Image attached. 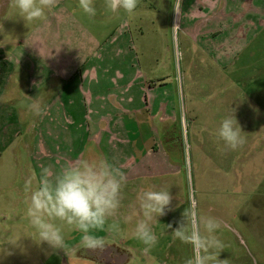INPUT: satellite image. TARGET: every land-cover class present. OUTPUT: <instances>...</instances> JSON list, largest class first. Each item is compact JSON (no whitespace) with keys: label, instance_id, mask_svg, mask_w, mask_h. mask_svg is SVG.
Returning <instances> with one entry per match:
<instances>
[{"label":"rangeland","instance_id":"1","mask_svg":"<svg viewBox=\"0 0 264 264\" xmlns=\"http://www.w3.org/2000/svg\"><path fill=\"white\" fill-rule=\"evenodd\" d=\"M61 1L42 21H24L14 0L0 15V264H106L104 257L85 255L84 247L72 252L82 234L61 221L53 223L62 230L64 249L38 241L25 215V186L35 187L43 168L55 175L100 156L123 172H147L151 164L154 174L134 181L135 195L122 196L108 222H118V230L97 233L116 240L115 251L133 246L129 264H186L192 246L172 231L191 204L199 216L219 222L221 264H264V0H181V6L141 0L132 15L108 12L105 0H94V18L78 0ZM47 31L57 35L58 47L47 45ZM24 34L31 37L26 42ZM14 77L53 82L41 89L42 97L56 95L44 99L41 116L28 111L39 98L36 85L30 81L26 98H16L22 88L12 94L6 87ZM58 79H72L71 110L57 106L63 100L56 92L69 87ZM123 79L147 82L148 92H138V99L151 110L134 115L123 109ZM138 99L128 106H138ZM158 109L166 114L164 128ZM232 109L246 137L235 151L216 135ZM142 189H169L173 197L172 210L151 225L157 242L147 250L133 231ZM129 216L133 220L125 221ZM125 238L133 240L120 242ZM80 251L85 257L75 258Z\"/></svg>","mask_w":264,"mask_h":264},{"label":"clouds","instance_id":"2","mask_svg":"<svg viewBox=\"0 0 264 264\" xmlns=\"http://www.w3.org/2000/svg\"><path fill=\"white\" fill-rule=\"evenodd\" d=\"M140 3L141 0H105V8L111 13L118 14L122 10L132 15ZM57 4L58 0H14L19 16L28 22L46 20L47 13ZM78 5L89 18L96 16L94 0H78ZM178 5L181 6V0H178ZM176 8L177 5H173L174 11ZM28 111L34 117L41 116L44 111L43 98L32 99ZM234 112L235 109H232L231 115L222 119L216 132L219 141L233 151L246 143ZM31 126H35L34 120ZM125 184V173L104 156L79 159L55 175H50L49 168L45 167L35 187L31 182L25 186V191L30 193L25 215L35 229L38 241L52 248L65 247L62 230L53 223L58 220L82 234V247L103 251L106 239L97 233L118 230V222H108L118 215L122 207ZM137 200L139 213L133 231L147 250L157 242L151 225L158 222V217L172 210L170 206L173 197L169 189H142ZM182 216V221L172 232L175 239L192 246L193 256L186 264H221L223 260L217 257L225 244L216 235L219 222L213 217L199 216L194 204ZM127 219L131 222L133 216ZM167 227L172 226L169 224Z\"/></svg>","mask_w":264,"mask_h":264},{"label":"crops","instance_id":"3","mask_svg":"<svg viewBox=\"0 0 264 264\" xmlns=\"http://www.w3.org/2000/svg\"><path fill=\"white\" fill-rule=\"evenodd\" d=\"M62 1H64V0H62ZM62 1H61V3H63ZM5 2H8V0H0V15H1L2 10L4 9ZM45 36H46V41H47L48 46H52L53 48L58 47L57 41H59V38H57V35L55 36V39H53L51 32L47 31V34L45 33ZM22 37L26 42V38L29 39L30 36L29 35L27 36L24 34V35H22ZM22 42H24V41H22ZM43 43L46 45L44 40H43ZM15 45L17 47L22 46L21 42L20 43L16 42ZM31 48L33 50L32 46H31ZM23 50H24V48H23ZM29 52H30V48L28 50V53ZM139 66H140V64H139ZM120 79H121V77H120ZM7 80L9 82V84H8V86H6V84H5V86L7 87L8 91L10 93L12 92V94H13L14 92H16L15 90H17V87H19V90L22 88V91H19L14 97L19 98V95H20V99L23 96L26 98L24 92H28V91H26V89L27 90L29 89V83H30L31 79H19V77L18 78L14 77V79H7ZM58 80L61 84L68 80L67 85L69 87L66 90V86H63L62 88H60L56 92L59 99L63 100L59 103V105L57 104V106H60L64 111L71 110L74 106V91L70 90V87H72V85H70L69 81H72V79H58ZM81 80L83 81L84 79H81ZM137 80H138V82H135L136 80L132 81L131 79H128V80L123 79V80H121V84H120L121 85L120 90L122 89V96H124L123 95L124 93L128 96V98H126L125 108H123V109L126 111H129L130 113H133L134 115H136L139 112H144L145 109L151 110L150 104H149V102H147V100H146L147 103L144 104L141 102L140 96L138 99V92H141L143 90V92L147 93L148 92L147 87L149 85L147 84V82L145 83L144 79H137ZM31 83H33V85H36L37 89L39 90L38 96H39V98H43V101H44V99H46L49 96L50 97L56 96L55 94L54 95L53 94L52 95H46L44 97L40 96L41 89H45L48 84L53 83L51 81L48 82V79H44V80L33 79V81H31ZM51 85H53V84H51ZM51 88H52V86H51ZM34 89H31V93H34ZM32 95H34V94H32ZM139 95H140V93H139ZM114 96H115L114 94H110L111 101H113L115 103L116 107H123L121 102L119 103L118 100ZM35 97L33 99H36ZM137 99L139 101L138 106H135V105L128 106V104L137 101ZM118 103H119V105H118ZM120 104L122 106H120ZM43 108H44V110L46 109V105L44 103H43ZM160 112H162L161 118L157 122H158V124H162V128H164L165 127L164 125L166 123L164 120V117L166 114H165V112H163V110L160 111L158 109L156 112V115L160 114ZM148 118L151 119V114H148ZM166 118H167V116H166ZM162 163H163V165H166L165 159L162 160ZM147 167H148V169H146L147 172H144L141 168H137V169L134 168L132 170H131V168H129L127 171L124 172L125 176H126V184L123 188L122 196H129V195L133 196V195H135V193L137 191L135 189L136 183L134 181L139 180V179L141 180L143 178L148 179L154 175L151 172V164H147ZM143 169H145V168H143ZM158 172H157V174H158ZM161 174L162 173H159L158 175H161ZM127 184L130 185L129 189L126 187ZM122 202H123V200H122ZM125 221H128V219L125 218ZM103 237L106 239L105 249L103 251H98V250L92 251V250L86 249L88 252L84 251L85 255H90V253H91L90 257H92V259L96 256L104 257L103 260L106 261V264H129L134 259V256L130 252H127L128 248L131 250L134 249L133 246L132 247L124 246L121 249V251H118L117 249H116L117 251H115L113 249V247H111V245L115 246L117 244L115 242L116 240L112 241V240H108L105 236H103ZM80 240H81V237L80 238L78 237V241L75 242V244H74L75 246L71 249L72 252H75L76 250H79L81 248L83 249V247L80 245ZM132 240H133V238H129L128 240H127V238H125L124 240H120V242L131 243ZM89 251H90V253H89ZM133 253H135V256H136L135 250L133 251ZM83 257H85V256L83 255L82 251H80L78 256H76L75 258L82 259Z\"/></svg>","mask_w":264,"mask_h":264}]
</instances>
